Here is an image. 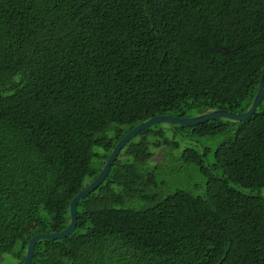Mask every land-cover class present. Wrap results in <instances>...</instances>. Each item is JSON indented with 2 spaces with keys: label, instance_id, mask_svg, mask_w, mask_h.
<instances>
[{
  "label": "trees",
  "instance_id": "trees-1",
  "mask_svg": "<svg viewBox=\"0 0 264 264\" xmlns=\"http://www.w3.org/2000/svg\"><path fill=\"white\" fill-rule=\"evenodd\" d=\"M263 66L264 0H0V263L22 264L34 235L68 226L71 200L132 128L244 113ZM157 125L80 200L72 234L36 243L31 264H264V99L243 122L174 124L224 135L212 153ZM167 162L193 167L202 193H164Z\"/></svg>",
  "mask_w": 264,
  "mask_h": 264
},
{
  "label": "water",
  "instance_id": "water-1",
  "mask_svg": "<svg viewBox=\"0 0 264 264\" xmlns=\"http://www.w3.org/2000/svg\"><path fill=\"white\" fill-rule=\"evenodd\" d=\"M215 50L219 52H223V53L227 52V50L224 48H215ZM263 81H264V66L260 73L256 95L252 101L250 108L244 113H232V112H227L225 110H216V111H213V112L201 115V116H197V117L177 118L173 116H154L148 119L147 121L142 122L138 124L137 126H135L134 128H132L117 142L111 154L109 155L108 159L106 160L102 170L95 177V179L71 200L69 204L70 222L68 226L60 232L39 233V234L34 235L28 242L26 255H25V258L22 264H31L32 259H33L34 247L38 241L40 240H59L73 233V231L76 228V224H77V218H76L77 204L80 202V200H82L84 197H86L87 195L95 191L102 184V182L105 180L108 173L110 172L111 167L113 163L115 162V160L117 159L120 151L138 133L158 123H172V124L186 126V127H193V126H198V125L204 124L206 122H209L215 119H227V120H232L236 122H243L247 120L248 118H250L255 113L258 106L264 99V82Z\"/></svg>",
  "mask_w": 264,
  "mask_h": 264
},
{
  "label": "rangeland",
  "instance_id": "rangeland-1",
  "mask_svg": "<svg viewBox=\"0 0 264 264\" xmlns=\"http://www.w3.org/2000/svg\"><path fill=\"white\" fill-rule=\"evenodd\" d=\"M157 126L159 129L164 130L168 139L174 140L183 149L189 147L202 151L205 148H209L212 153V151L215 150L216 147L225 140L224 135H219L211 138H197V137H188L187 133L185 132L174 134V130L176 126H174V124L172 125L171 123H158ZM174 151H175L174 147L171 144L164 149L156 150L155 152L153 151L154 155L153 158L151 159L150 164L154 165L160 163L162 160V156H164L165 153L174 152ZM175 156L176 157L178 156V152L175 153ZM206 160L208 163H210L208 157L206 158ZM165 165L166 166L164 170L166 171L162 175V178L164 180H161L164 182V193L168 194L176 189L191 190L196 195L202 193V190L199 188L200 187L202 188L204 181L203 179H201L198 172L193 167H190L188 169L182 168L180 171H174L173 168L175 167L173 166L172 162L171 163L167 162ZM194 187H198V189H194ZM13 263L14 261L12 260V258L8 255H5L0 264H13Z\"/></svg>",
  "mask_w": 264,
  "mask_h": 264
}]
</instances>
